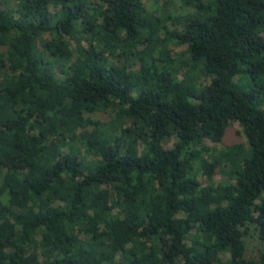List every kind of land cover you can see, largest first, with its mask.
<instances>
[{"label": "trees", "instance_id": "1", "mask_svg": "<svg viewBox=\"0 0 264 264\" xmlns=\"http://www.w3.org/2000/svg\"><path fill=\"white\" fill-rule=\"evenodd\" d=\"M155 2L0 0V264H264V0Z\"/></svg>", "mask_w": 264, "mask_h": 264}, {"label": "rangeland", "instance_id": "2", "mask_svg": "<svg viewBox=\"0 0 264 264\" xmlns=\"http://www.w3.org/2000/svg\"><path fill=\"white\" fill-rule=\"evenodd\" d=\"M155 6H157V8L162 9L163 0H156ZM147 7L150 9H154V5L150 3H147ZM189 10L190 8H185V6L181 4L180 0H170V2L167 4V7H166V12L169 13L170 15L171 14L172 15H183ZM168 47L172 55H176V56L181 55L182 57L186 56V53H185L186 48L184 45H174L171 42H169ZM94 117L102 122L107 121L108 119L105 113H100V112L95 114ZM171 143H172V139L164 143L163 146L165 148H168L171 146ZM224 144L226 145L241 144L243 147L246 146L245 138L242 135L240 131V127L236 121H232L227 126L223 134L221 143H212L208 140H205V145L207 146L213 145L216 149H221ZM197 177L202 185L206 183L202 175H197ZM222 179H224V175L220 171H217L212 177V181L214 183L221 181ZM248 230H249L248 231L249 233L244 238L246 256L255 257L258 252L257 250L264 249V242L260 241L257 238L254 225L252 224L249 225ZM225 259H226V254L222 255V260L224 261Z\"/></svg>", "mask_w": 264, "mask_h": 264}]
</instances>
